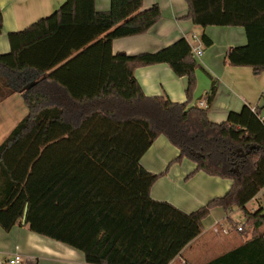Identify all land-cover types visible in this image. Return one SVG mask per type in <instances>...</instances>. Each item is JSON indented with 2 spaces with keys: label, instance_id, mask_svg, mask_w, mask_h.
Returning <instances> with one entry per match:
<instances>
[{
  "label": "trees",
  "instance_id": "obj_1",
  "mask_svg": "<svg viewBox=\"0 0 264 264\" xmlns=\"http://www.w3.org/2000/svg\"><path fill=\"white\" fill-rule=\"evenodd\" d=\"M185 1L197 26L244 28L246 44L229 47L224 64L264 71V0ZM141 5L110 0L98 11L95 0H65L8 33L0 102L19 93L27 113L0 143V226L9 231L25 214L29 230L80 251L89 264H169L201 233L212 208L239 207L250 237L198 264H264L263 210L245 207L264 187L262 109L244 104L211 121L214 79L207 106L189 105L199 64L185 38L155 52L113 53L115 38L145 33L161 17L157 4ZM156 63L186 78L184 102L144 94L134 70ZM160 134L180 151L172 162L185 156L196 163L188 176L232 179L229 190L189 213L152 199L150 188L166 170L149 172L139 160Z\"/></svg>",
  "mask_w": 264,
  "mask_h": 264
},
{
  "label": "crops",
  "instance_id": "obj_2",
  "mask_svg": "<svg viewBox=\"0 0 264 264\" xmlns=\"http://www.w3.org/2000/svg\"><path fill=\"white\" fill-rule=\"evenodd\" d=\"M64 1L0 0L2 15L0 53H7L10 50L7 38L9 32L22 30L39 18L48 16ZM153 4H157L161 10L159 20L145 33L115 38L112 41L113 53L124 52L134 55L141 52H155L180 38H185L192 48L200 46L202 54L195 59L199 67L211 78V84L213 79L216 83L215 95L207 113L211 121H224L228 112L239 111L244 104L258 106L264 113V104H262L264 71L254 74L248 66L224 64V55L229 47L246 44L247 38L243 27L197 26L186 17L188 5L185 0H142L141 9H147ZM95 8L98 11L108 10L110 0H95ZM202 34L212 41L210 46L204 45ZM193 35L197 37L196 40L193 39ZM201 69H196L197 86L189 105L206 103V93L211 85ZM134 77L145 95L166 94L173 102L186 100V78L175 75L166 63L137 67L134 70ZM179 153V149L160 134L141 156L139 163L145 170L157 174L166 170L150 188L149 194L152 199L169 202L179 210L189 213L229 190L232 179L209 175L203 171L188 176L195 169L196 163L185 156L179 161L172 162ZM245 207L246 209L249 207V211L262 209L264 214V187L245 204ZM239 210L244 216L243 210L241 208ZM234 212L235 209L225 211L221 207L212 208L202 220L201 233L169 264L173 261L177 264H198L213 259L247 240L251 235V227H244L243 222L234 220ZM238 224L243 225L242 231L235 229ZM260 230L264 231V224ZM199 241L205 244L210 241L207 249L211 250L214 247L218 250L223 247L224 251L209 258H205L206 250L203 248L200 251H188L192 243ZM15 254L23 257L24 264H89L85 262L80 251L29 230L22 221L9 231H5L0 226V264H8V259Z\"/></svg>",
  "mask_w": 264,
  "mask_h": 264
},
{
  "label": "rangeland",
  "instance_id": "obj_3",
  "mask_svg": "<svg viewBox=\"0 0 264 264\" xmlns=\"http://www.w3.org/2000/svg\"><path fill=\"white\" fill-rule=\"evenodd\" d=\"M197 69H201V68L197 67ZM201 72L207 80H210V85H211V78L209 77V75L203 69H201ZM262 104H264V99H262ZM26 113H27V108L24 105L23 99L21 95H19V93H14L8 99L0 102V126H1L0 142H2V140L9 134L12 128ZM247 208L249 209V207ZM233 209H235L233 215L234 220H238V221L240 220L241 222L245 223L246 219L245 216H243L242 213H240L241 210H239L238 207H234ZM209 245H210V241H208L206 244L200 241L195 242L191 244L188 251H193V252L200 251L203 248L206 250L205 258L215 257V255H219L224 251L223 247H220V249L218 250L214 249V247L211 248V250L207 249V246ZM172 264H177V262L173 261Z\"/></svg>",
  "mask_w": 264,
  "mask_h": 264
},
{
  "label": "built area",
  "instance_id": "obj_4",
  "mask_svg": "<svg viewBox=\"0 0 264 264\" xmlns=\"http://www.w3.org/2000/svg\"><path fill=\"white\" fill-rule=\"evenodd\" d=\"M193 39L196 40L197 37L195 35H193ZM192 53H193L194 57H199L202 54L200 46L192 48ZM198 106L201 107V108H205L207 106V104L204 103V102H199ZM251 108H252L253 111L255 110V106H252ZM258 117H259V119L262 122H264V113H260L258 115ZM235 229L237 231H242L243 230V225L238 224V225L235 226ZM7 263L8 264H24V260H23V257L20 254H15L12 258L8 259Z\"/></svg>",
  "mask_w": 264,
  "mask_h": 264
},
{
  "label": "water",
  "instance_id": "obj_5",
  "mask_svg": "<svg viewBox=\"0 0 264 264\" xmlns=\"http://www.w3.org/2000/svg\"><path fill=\"white\" fill-rule=\"evenodd\" d=\"M239 150H241V149H239ZM241 155H244L243 153H241ZM234 171H236L237 172V170L235 169ZM25 211H26V209H25ZM25 213V212H24ZM22 223H25V214H24V216H23V218H22Z\"/></svg>",
  "mask_w": 264,
  "mask_h": 264
}]
</instances>
